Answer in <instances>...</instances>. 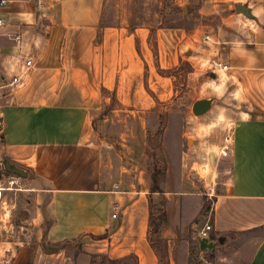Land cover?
<instances>
[{
    "label": "crops",
    "instance_id": "0c3cea01",
    "mask_svg": "<svg viewBox=\"0 0 264 264\" xmlns=\"http://www.w3.org/2000/svg\"><path fill=\"white\" fill-rule=\"evenodd\" d=\"M101 8L102 0L0 2V157L25 171L20 183L28 187L20 189L34 191L37 206L27 223L34 238L0 240V264H6L4 259L7 264H104L100 255L128 253L135 254L137 264H158V254L175 264L170 241L178 230L194 225L189 222L196 211L183 200L190 196H181L174 210L165 195L162 243L152 248L148 203L139 201L125 212L124 196L110 187L93 118L100 91L120 85V61L134 57L131 38L103 31L97 64H85L83 52L61 45L75 28H96ZM222 18L252 25L254 33L245 28L252 41L226 39L221 60L240 87L264 88V0H252L248 15L232 12ZM87 31L93 38L96 31ZM26 56L33 64L9 91L8 80ZM240 113L209 205L210 264H264V238L251 237L264 228V115ZM68 238L79 244L59 245Z\"/></svg>",
    "mask_w": 264,
    "mask_h": 264
},
{
    "label": "rangeland",
    "instance_id": "374dc122",
    "mask_svg": "<svg viewBox=\"0 0 264 264\" xmlns=\"http://www.w3.org/2000/svg\"><path fill=\"white\" fill-rule=\"evenodd\" d=\"M251 1L102 0L97 27L87 29L96 31L94 37L84 28H75L74 36L61 44L77 54L83 52L85 64H97L103 31L130 36L134 57L118 64L123 68L116 73L120 85L100 91L102 100L93 128L101 138L110 187L124 196L121 207L125 212L139 201L146 206L150 196L147 208L156 216L166 204L165 195L171 198L174 210L181 196H190L183 200L196 211L189 222L194 225H184L170 241L175 264H210L212 251L200 249L195 235L210 221L218 167L228 153L234 121L241 111L264 115V88L254 92V88L240 87L228 68L210 65L213 60L223 62L220 54L226 39L252 41L245 31L254 33L252 25L222 18L232 12L242 16L234 10V3L248 9ZM11 87L16 86H8V90ZM199 99H209L208 105L194 113L192 104ZM153 180L159 191H149ZM18 185V189L6 191L4 204L0 202V240L34 238V230L27 224L37 209L34 191L21 190L28 185L20 183V178ZM148 234L153 236L149 229ZM251 237L264 238V228L254 230ZM75 244H79L77 239L67 245Z\"/></svg>",
    "mask_w": 264,
    "mask_h": 264
},
{
    "label": "built area",
    "instance_id": "2783aa9c",
    "mask_svg": "<svg viewBox=\"0 0 264 264\" xmlns=\"http://www.w3.org/2000/svg\"><path fill=\"white\" fill-rule=\"evenodd\" d=\"M0 2H3V0H0ZM208 36L205 35L204 39H207ZM33 62L31 59V56L22 57V61L20 62L17 71L14 72L9 80H8V86H17L21 84V76L27 72V70L32 66ZM213 68H218L221 70H225L228 68V65L224 62H221L219 60H213L210 64ZM2 127V118L0 115V129ZM19 178L20 175L11 171H5L4 167V159L0 157V202H5V195L6 191L8 190H16L19 187ZM115 208V207H114ZM112 217L115 216V210L111 212L110 214ZM211 226L208 222H205L200 229L196 232V239L205 236L208 239L210 238L209 230ZM4 263H8V259L3 260Z\"/></svg>",
    "mask_w": 264,
    "mask_h": 264
},
{
    "label": "trees",
    "instance_id": "16d2710c",
    "mask_svg": "<svg viewBox=\"0 0 264 264\" xmlns=\"http://www.w3.org/2000/svg\"><path fill=\"white\" fill-rule=\"evenodd\" d=\"M149 191H159L157 183L153 180L151 186L149 187ZM149 196H148V206H149ZM164 218V212L162 208L158 211L156 216H153L151 209L148 208V229L149 233H152L153 236L150 237L148 234L147 239L152 248H155L156 244L162 243V238L159 235V227L160 223ZM74 240L73 238L65 239L63 242L59 243L61 245H67L70 241ZM158 264H168L167 261H163L161 255L158 254ZM100 261L104 264H137L136 256L133 253H128L124 256L109 258L105 255H100Z\"/></svg>",
    "mask_w": 264,
    "mask_h": 264
},
{
    "label": "water",
    "instance_id": "95a60500",
    "mask_svg": "<svg viewBox=\"0 0 264 264\" xmlns=\"http://www.w3.org/2000/svg\"><path fill=\"white\" fill-rule=\"evenodd\" d=\"M234 10L236 12H242L243 14L248 15V9L246 7L245 4L242 3H234L233 5ZM210 76H213L214 74L212 72H209ZM209 99H199V100H195L192 104V110L194 113H200L202 112L204 109H206L207 105H208ZM188 141V140H187ZM4 159V167H5V171H11L14 173H17L19 175H24L25 171L22 168L16 167V166H11L8 163V160L6 158ZM197 243H198V247L200 249L203 248H211L214 245V242L211 239H208L205 236H202L200 238L197 239Z\"/></svg>",
    "mask_w": 264,
    "mask_h": 264
}]
</instances>
